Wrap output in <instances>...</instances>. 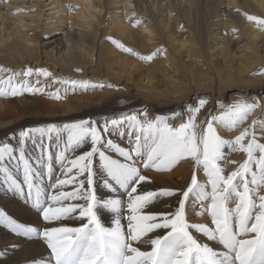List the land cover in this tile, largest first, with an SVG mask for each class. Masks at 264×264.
<instances>
[{
	"label": "bare ground",
	"instance_id": "obj_1",
	"mask_svg": "<svg viewBox=\"0 0 264 264\" xmlns=\"http://www.w3.org/2000/svg\"><path fill=\"white\" fill-rule=\"evenodd\" d=\"M164 2L165 4L159 6V11H163L166 16L163 18L164 14L160 16L157 9L148 2L144 3V0H51L47 5L53 4L50 9L56 11L48 16L50 19L47 22H41L42 13L38 8L33 6L27 11L26 16L34 25L23 22L25 16H12L8 12H1L0 6V69L10 70L0 71V77L19 74L16 75L17 82L27 80L44 89L38 93L23 92L17 96H0V140L11 141L16 149V157L23 151L25 159L34 167H37L40 158H43L46 165L51 166V173L47 167L39 166L38 174L34 176L43 199L47 200L52 194L51 185L56 183L57 178H64L57 157L64 153L71 159L82 154L89 150L90 140L83 147L66 149L68 133L62 130L51 138H42L37 134L21 146L17 142L21 130L46 127L50 124L63 129L65 124L79 120L97 121L103 125L105 119L119 118L122 113L142 114V108H147L146 113L150 118L171 117L173 112L181 113V118L169 121L178 125L186 117V106L192 105L191 102L196 99H207L205 108L213 114L223 110L220 103L230 105L239 99L251 101L253 97L264 101V76L254 75L264 69V27L246 18L247 15H252L264 19V0ZM118 3H121L122 9ZM16 4L18 3L15 0L9 3L11 7ZM133 5L145 18H154L156 23L148 26L152 28L156 24L169 43V49L159 52L151 61H142L127 54L103 38L110 33L107 27L112 22L111 34L117 37L116 41L127 47L136 45L138 48L135 52L140 55H149L147 50H155L152 49L155 42L146 40L139 29H132L130 21L126 23V15L120 14L122 11L125 13L131 10ZM102 20L106 26L101 31L99 25ZM148 26L143 24L142 28L147 31ZM38 27L41 30L33 33L28 31ZM39 66L43 69L47 66L51 76L44 77L36 72ZM28 69L33 70L32 74L23 76L22 73ZM57 79L89 83L87 87L77 86L73 89L70 84L53 83ZM99 84L104 87H92ZM109 84L114 87H108ZM57 90L60 99L49 95ZM231 90H236L238 96L228 94ZM253 120L264 122V109L258 108L254 111L242 127H247ZM239 130L241 129L228 132L218 126V132L225 139H232ZM256 131L260 135L259 124ZM106 139H112L120 147L128 148L130 139L134 140V137L129 136V128L125 125L114 130ZM41 143L44 145V153L40 151ZM102 150L113 159L122 160L115 152L106 148ZM224 151L226 156L220 163L227 175L237 166L230 161L242 162L245 156L230 152L227 148ZM144 159L146 156L142 152L136 156L135 166L149 176L152 182L143 184L142 190L158 191L167 188L176 190L179 194L186 189L194 170L190 160L180 161L169 171L156 172L143 168ZM3 167L8 169V174L23 188V192L9 190L10 182L0 172V211L19 224L40 230L45 226H80L81 220L76 218L78 212L71 218H63L51 224L44 222L26 199L28 189L24 184L23 165L17 160H8L0 164V168ZM92 168V190L97 198H119L124 202L121 220L126 231V194L122 190L110 192L104 187L105 173L98 154L93 157ZM198 177L202 183L205 182L202 171ZM79 179L86 177L80 176ZM74 187L76 185H68L63 190L71 191ZM176 200L175 196L160 197L146 211H175ZM71 202L84 203L83 200ZM206 203L191 200L188 202L189 222L211 223L206 214L197 215L204 212ZM96 212L105 227L112 226L113 213L99 207ZM155 234L163 235L164 231L157 230V233H150L149 236ZM196 235L199 237V234ZM200 240L219 250L214 242L202 237ZM139 247L150 250V245L147 244H140ZM49 255L50 250L42 239L29 240L17 236L0 224V264H39L42 258L47 259Z\"/></svg>",
	"mask_w": 264,
	"mask_h": 264
},
{
	"label": "snow or ice",
	"instance_id": "obj_2",
	"mask_svg": "<svg viewBox=\"0 0 264 264\" xmlns=\"http://www.w3.org/2000/svg\"><path fill=\"white\" fill-rule=\"evenodd\" d=\"M246 18L264 27V19L252 15ZM112 43L142 61H151L156 55H140L119 41L113 40ZM35 71L44 77L51 76L46 69ZM32 72V69H28L22 75L28 77ZM16 75L19 74L0 77V96L44 91L27 80L17 82ZM254 75L264 76V69ZM57 82L70 84L73 89L77 86L87 87L89 83L53 81ZM92 87L103 88L104 85ZM108 87L114 86L109 84ZM58 92L49 95L60 99ZM207 104V99L200 98L195 106L187 105L186 117L178 125L169 121L181 118V113L150 118L144 112L122 113L119 118L105 119L103 125L97 121L79 120L65 124L63 129L50 124L21 130L17 141L21 146L37 134L42 138H51L62 130L68 133L66 149L83 147L90 140L89 150L82 154L71 159L64 153L57 157L64 178H57L56 183L51 185L53 192L47 200L42 198L34 176L38 174L39 166L47 167L49 173L51 166L40 158L37 167H34L25 159L23 151L16 157V149L11 141L0 143V164L17 160L23 165L24 184L28 189L26 199L43 221L51 224L71 218L78 212L76 218L81 220V224L79 227L45 226L40 230L19 224L2 211L0 224L17 236L43 240L50 255L47 259L42 258L39 264H264V142H261L264 139V122L253 120L247 127H242L254 111L264 109V101L253 97L251 101L239 99L230 105L220 103L223 110L216 114L205 108ZM258 124L260 135L256 131ZM125 125L129 128V136L134 137V140L130 139V147L123 148L112 139H106L114 130ZM218 126L228 132L241 130L232 139H225L218 132ZM105 148L115 152L122 160L106 155L102 150ZM225 148L245 156L242 162L230 161L237 166L227 175L220 163L225 159ZM40 151L45 152L42 143ZM142 152L146 156L143 168L156 172L169 171L180 161L190 160L194 170L186 189L179 194L167 188L142 190L143 184L152 182L135 166V158ZM97 154L105 173L104 187L110 192L122 190L127 196L128 214L124 217L127 220L126 231L121 220L124 202L119 198L100 200L92 190V161ZM201 171L204 183L198 177ZM0 172L10 182L9 190L23 192L6 167L0 168ZM80 176L86 179H79ZM68 185L76 187L64 191ZM174 196L177 198L175 211H146L158 198ZM80 200L84 203L71 202ZM190 200L201 204L207 202L204 212L197 215L206 214L210 217V224L189 222L187 205ZM98 207L114 214L111 227L101 223L96 212ZM157 230H163L164 234L149 236L150 233H157ZM200 237L214 242L219 250L207 242H201ZM140 244L150 245V250H142Z\"/></svg>",
	"mask_w": 264,
	"mask_h": 264
},
{
	"label": "rangeland",
	"instance_id": "obj_3",
	"mask_svg": "<svg viewBox=\"0 0 264 264\" xmlns=\"http://www.w3.org/2000/svg\"><path fill=\"white\" fill-rule=\"evenodd\" d=\"M10 1L11 0H0V6L2 7L1 12H8L12 16H23V17L25 16L23 22H25L27 24H30V25H34V23H30L29 18H28V16H26V14L28 13L27 11L30 8H32L33 6H34V8H38L40 10V12L42 13L41 16H40L41 17V22L49 21L48 19H50V18L48 16L50 14H52V13H55V11H56L55 9H50L51 7H53V4L47 5L49 3V1H51V0H15L18 3V4H16L15 7H11L9 5ZM164 1L163 0L162 1L161 0H157L155 2V0H144V3L148 2V4L150 6L152 5V7H155L157 9V13L160 16H162L164 14V12L163 11L162 12L159 11V9H160L159 6L162 5V4H165ZM153 4H155V5H153ZM118 6L120 7V9H122L121 8V3H118ZM68 7L70 8L71 5L68 6ZM134 7L135 6L133 5L131 10H129V11L125 12V13L122 11V12H120V14H125L126 15V23H129V21H130V23L132 24V26H131L132 29L133 28L139 29L144 34L146 40H150V41L152 40V42H155V45L152 48V49L155 48V50H147L148 54L150 55V54L156 53V55H157L161 51L168 50L169 49L168 40H166L165 37L162 35V33L159 32L158 27H156V24L155 25L153 24L154 26L152 25V28H150L148 26L149 24L156 23V22H154V18L153 19L145 18L143 16V13L137 12V10ZM14 10L18 11V12H15ZM164 17H166L165 14H164L163 18ZM135 18H137V20H134ZM137 22H139V23H137ZM109 23L110 24H108L107 31H109L110 33L103 37L104 40H107L106 41L107 43H110L113 40L117 39V37L115 35L111 34V30H112L111 27H112L113 23L112 22H109ZM143 24H146L148 26V30L147 31L142 28ZM105 26H106V23L102 20V23L99 25V29L102 31ZM0 27H1V23H0ZM153 28H155V29H153ZM39 30H41L40 27H38L37 29H29L28 31L33 33L35 31H39ZM58 36H60V34H58ZM129 48H132L134 51H136L138 47L135 45V46L129 47ZM1 57L2 56L0 55V58ZM40 66H42V64H40ZM40 66L38 68L39 69H43V68H40ZM36 68H37V66H36ZM55 68H57V67H55ZM45 69L47 70V66H45ZM235 91L236 90H231V91H229L228 94H232L234 97H237L238 93H236ZM262 94H264V92ZM197 102H198V99H196L195 101H192L191 103H192L193 106H195L197 104ZM146 109L147 108H142L141 112H147L148 110H146ZM5 141L6 140L2 139V140H0V143H3Z\"/></svg>",
	"mask_w": 264,
	"mask_h": 264
}]
</instances>
